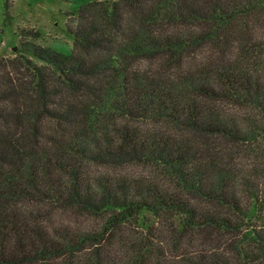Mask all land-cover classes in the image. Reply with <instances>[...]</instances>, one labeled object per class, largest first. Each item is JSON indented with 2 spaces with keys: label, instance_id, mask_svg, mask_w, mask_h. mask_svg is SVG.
<instances>
[{
  "label": "trees",
  "instance_id": "trees-1",
  "mask_svg": "<svg viewBox=\"0 0 264 264\" xmlns=\"http://www.w3.org/2000/svg\"><path fill=\"white\" fill-rule=\"evenodd\" d=\"M71 20L0 57V264H264V0Z\"/></svg>",
  "mask_w": 264,
  "mask_h": 264
},
{
  "label": "rangeland",
  "instance_id": "rangeland-1",
  "mask_svg": "<svg viewBox=\"0 0 264 264\" xmlns=\"http://www.w3.org/2000/svg\"><path fill=\"white\" fill-rule=\"evenodd\" d=\"M90 1L96 0H8L6 7V0H0V57L24 54L16 34L19 28L38 32L35 43L69 54L72 37L65 27L72 22L71 13Z\"/></svg>",
  "mask_w": 264,
  "mask_h": 264
},
{
  "label": "water",
  "instance_id": "water-1",
  "mask_svg": "<svg viewBox=\"0 0 264 264\" xmlns=\"http://www.w3.org/2000/svg\"><path fill=\"white\" fill-rule=\"evenodd\" d=\"M13 49H15V48H13Z\"/></svg>",
  "mask_w": 264,
  "mask_h": 264
}]
</instances>
